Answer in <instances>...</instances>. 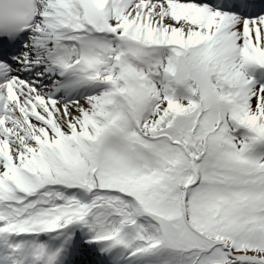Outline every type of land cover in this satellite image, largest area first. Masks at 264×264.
I'll list each match as a JSON object with an SVG mask.
<instances>
[{"label":"snow or ice","instance_id":"6c2138e0","mask_svg":"<svg viewBox=\"0 0 264 264\" xmlns=\"http://www.w3.org/2000/svg\"><path fill=\"white\" fill-rule=\"evenodd\" d=\"M0 264H264V0H0Z\"/></svg>","mask_w":264,"mask_h":264}]
</instances>
